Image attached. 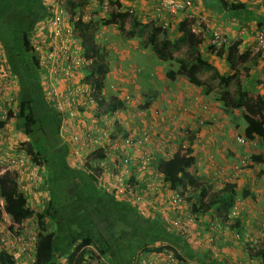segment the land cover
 <instances>
[{"label":"trees","instance_id":"16d2710c","mask_svg":"<svg viewBox=\"0 0 264 264\" xmlns=\"http://www.w3.org/2000/svg\"><path fill=\"white\" fill-rule=\"evenodd\" d=\"M60 1L71 13L83 10L89 2ZM217 1L222 10L232 13L245 7L237 0ZM40 7H43L42 0H0V46L8 72L6 78L10 81L12 78L18 86L15 111H9L6 117L13 118L15 129L25 137L23 148L31 161L45 166L48 171L46 182L43 183L47 201L39 212H33L27 205L24 193L18 188L15 174L5 170L0 173L3 212L14 224L35 216L38 225L35 264H57L60 256L64 257L67 264H83L86 256L95 254L103 256L104 261L101 264H139L134 254L142 245L145 252L162 251L161 246L150 247L146 244L148 241L145 234L152 229H156L148 235L152 243L158 240L160 242L164 235L168 236V244L171 242L179 246V238L175 239L164 233L166 228L160 220H155L158 222L157 226L155 222L143 220L144 217L132 204L118 201L111 193L99 188L94 176L96 169L93 170L88 165L76 168L67 164L66 157L70 153L69 138H62L61 132L65 133L67 129L72 133L77 131L70 124L65 125L66 129L60 128L65 116H61L50 98L61 97L62 94L58 93L56 96L50 88H47L49 91L44 88L46 86L39 75L42 68L37 63L39 57L37 60L32 53L33 44L29 41L35 30L37 32L42 28L40 21L45 16L36 13ZM121 9L119 0H107L106 15L102 18V23L116 25L120 35L124 37H138L146 45H153L158 60L162 62L167 60V55L178 58L183 65L184 76L191 85L203 86L199 76L201 73H208L206 83L220 87L217 97L223 114L234 121L233 118L240 113L245 122L240 130L243 138L247 141L258 138L260 144L264 145V103H258L255 95L243 91L242 73L236 59L240 38L231 43L222 41L218 47H214L206 38L191 30L190 24L193 20L188 17L178 21L180 35L173 38L169 37L168 25L162 21L144 23L136 14L130 15ZM98 25L99 21L93 20H76L72 23L78 42L77 48L69 47V52L72 55H81L85 58V64L82 63L83 66L77 67L76 71L72 68L68 70L71 69L72 74L81 71V83L90 87L98 113L106 116L122 109L125 104L118 98L106 99L102 92L109 68L107 50L94 42ZM159 37L161 39L157 41ZM203 42L211 53L225 61L222 64L228 66L226 74L202 56L200 46ZM180 53L182 55L179 57ZM165 74L168 79L175 77L172 69ZM66 79L63 77L60 81L65 83ZM150 101L151 98L144 100L141 109L147 107ZM232 124L239 127L237 121ZM2 126L3 121L0 120V128ZM120 132L125 130L110 132L105 139L114 140ZM190 145L189 142L184 151L178 149L167 157H156V170L169 188L185 199L191 212L205 216L204 227H208L209 220L216 219L223 223L231 220V227L237 228L239 218L230 219L228 213L237 199L235 186L225 182L216 188L208 178L192 170L195 158ZM252 158L253 161H258L255 156ZM242 196H245V192H242ZM89 202L93 207H87ZM1 212L0 210V214ZM115 220L122 224L116 231ZM260 238L261 240L250 246L248 254L255 256L257 263L264 264V230ZM211 261H203V264H212ZM0 264H12L11 257L3 250H0Z\"/></svg>","mask_w":264,"mask_h":264},{"label":"crops","instance_id":"0c3cea01","mask_svg":"<svg viewBox=\"0 0 264 264\" xmlns=\"http://www.w3.org/2000/svg\"><path fill=\"white\" fill-rule=\"evenodd\" d=\"M119 1L122 6L121 9L122 11H131L133 15L136 14V16L139 17L141 22L148 23L157 20L159 23L160 21H162L163 24H167L168 26H170V28H168V34L169 37H173V38H176L180 35V31L178 28V21L187 18L188 17L187 15L189 13L193 15L192 17H197L196 15L197 13L205 14L207 17V19L205 20L206 21L205 26L208 27L209 30L217 29L224 32L227 43H231L237 40V37H239L241 39L239 48L240 45L241 47L245 45L252 46L254 44V39L256 36L255 31L261 29L264 30V0H237L238 2L243 3L245 7L244 9H241L236 13L222 10L217 0H190L193 6L189 10L187 9L186 11L184 10L178 12L175 17L173 16L169 17V15L166 12H163L162 9H161L162 11L159 12V8H158L159 0H119ZM98 2L99 0L94 1V3H98ZM89 6L90 5L88 3L87 8ZM192 17H188V18H190L191 20L196 19ZM102 18L104 17L97 18L98 20H96L95 18L89 17L90 20L96 22L99 21V25L94 33V38H95L94 42L103 46L108 53L107 60H108L109 69L105 76V83H107L108 81L110 85L112 84L120 87L121 84H124V81L127 79V77L128 79L130 78L134 79L132 80L133 84H136V80L139 82L140 79H143L146 81V83H148L151 90L155 92V96L154 95L152 96L153 98H151V101L148 104V106L145 107L142 112L136 113L140 116V119L137 121H134L133 118H131L130 115L131 110L129 108V104H126L124 105V108L109 114L112 117L116 118V122L113 125V129L111 130V132L118 133V131L122 129L127 131L128 133L136 134L140 129L147 127L150 130L151 134L155 132L154 130L161 129L162 131L165 130L172 131L175 133L177 137V133L179 134L184 130H188L189 134L191 132L190 147L193 149V156L195 158V163L193 166L195 172L202 177L208 178L213 186L219 188L221 185H218V183L222 181L221 178L222 177L225 178V176L228 175V171H227L228 168L232 167L229 166L228 164L229 162H231V157L234 156L235 161L237 160L238 157H241L239 154L240 152L239 148H237V145L233 143L234 136L232 137L231 131L233 130L232 132L234 133L235 137L236 136L240 137L239 135H236L237 130L238 129L242 130L244 125L235 127L237 128V130L236 129L234 130L233 128L232 129L231 128L225 129V127L223 128L221 125H219L220 122L219 117L223 116V112L219 116H217L218 108L209 106L211 109L210 113L208 110V111H204V114L208 113V115L210 114L214 116L213 119L209 120L211 122L213 121L214 124L199 126V124L200 123L202 124V122L197 121V119L198 117L203 115V111L200 109V106L201 104H205V102L198 100L199 96L197 94L199 89L197 88V86L195 87L194 85L189 84L186 78L183 77V75L181 76L178 75L177 73H175L174 79H168L166 76H164L161 73V66H162L161 63L156 60L153 61V58L151 59V57L147 56L149 54V51L142 44L143 40L141 38L138 37L128 38L122 35L121 37L117 26L103 24ZM243 25H247V26H243ZM242 27L245 28L246 30L243 31ZM256 28L257 30H255ZM114 38L116 40L115 42L112 41V39ZM205 40L207 41V38ZM206 48H207L206 43L203 42V44L200 46V52L202 53V56L208 62H210L211 64H213L218 68L217 60L218 61H222V60L217 57V60L213 61L212 60L213 58L216 59V57H214V53H211L210 51L206 50ZM141 56H145V58L147 57L146 66H140L139 63H136L138 57ZM130 68L133 69V73L128 71L129 75L128 76L126 75L127 77H125V72H123V70ZM1 69L3 74H0V86L3 87V81L8 76V72L4 64H2ZM11 81L14 80L11 78ZM156 82L160 83L161 87L155 88V86L157 85ZM136 86L141 88V85H136ZM146 95H149L148 92ZM2 97L3 100L0 99V107L2 106V112H3L4 108L7 106V103L4 102L6 101L5 100L6 98L4 96ZM117 97L120 98L119 96ZM155 110L158 111V115L154 114ZM236 113L237 111L235 112V114ZM100 115L101 116L99 118L101 119L99 122L90 118L89 112H86L83 115L78 114L75 116L74 119L72 118L67 119L64 117L62 119V122L63 120L64 122L68 121V123H70L74 131H78L83 134L87 127L95 128L97 130V135H98V132L101 133L107 131V126L104 122V117L108 116V114L106 116L104 114H100ZM0 120L4 121L5 119L0 117ZM172 121L174 122L172 127L170 128L169 125L171 124ZM224 122H226L225 119ZM13 124H14L13 118H9L6 121V123L3 122V126L0 128V154L6 153L8 150H10V148H12V146L14 145L15 139L21 141L26 140L23 134H21L19 131L15 129ZM160 133L162 132L159 131V134ZM159 134H156V136H152L149 144L146 145L144 148L140 150L130 149V153L132 156L130 172L133 173L129 172V175L125 176V180L126 178L127 179L129 178V180L132 181L133 177L131 176V174H139L141 176L140 187L145 186V188L147 189L146 179H149L150 176L149 177L146 176L150 174V171L148 172L149 168L147 167H144L143 168L144 170L143 169L140 170L141 168L140 155L143 152L144 153L147 152V150L148 151L152 150L153 152L152 155L154 156L157 154L156 150L158 149L156 148L157 147L156 140ZM66 136L68 137L69 135ZM117 138H118V134H117ZM179 139L182 138L180 137ZM110 141L113 140L105 139L103 141L102 144L103 149H105L111 143ZM256 142H259L258 138H256ZM83 144H85V142H83ZM248 145H250V143H246L243 146H245L246 148ZM233 153H235V155H233ZM212 154H214V157H217V162H212L210 160ZM100 157L104 162L105 160H108V158L104 156V153H101ZM161 157H166L164 152H161ZM86 158H87V162H90L91 156L87 155ZM66 159H67V164L70 167H76V168L81 167L80 165H78V163H76L77 159L74 158V156L72 157L70 153L67 154ZM108 162L109 160L106 161L105 163L108 164ZM260 164L261 163H258L256 165L255 163H253L252 168L246 170V175H249L251 172H253L254 168L259 166ZM224 167H227V169L223 170ZM153 176L154 173L153 175H151V177L153 178ZM252 177H253L252 179L249 177L247 181L245 179L243 182V186L245 187L247 186V188H250L249 193L246 194V196H241L239 194L237 197L239 201H242L246 205L249 204L248 202H250L251 200H253L254 202V200L260 199L258 198V194L256 196V192L259 191L258 183L264 186V175L262 174L259 176L257 175L256 180H254L255 179L254 174L252 175ZM261 177H263V180L261 179ZM15 178H16L15 181H17L16 183H18L17 176H15ZM250 181L252 183V186L254 185L256 186L249 187ZM163 186L167 187L166 184L165 185L163 184ZM23 193L26 197L28 207H31L33 212H37L40 209H42V206H39L40 205L39 200H41V198L37 196V193L35 195L34 192L33 193L23 192ZM145 194L147 196L148 192L146 191ZM41 196H44L47 199V192L42 194ZM118 201H123V200H118ZM41 202L44 203L45 199H42ZM260 206L259 204L256 205L254 207L255 211L256 208H259ZM186 207L182 209L183 213L188 212ZM248 212L251 211L247 208L246 209L244 208V210L238 216L239 225L236 229L238 230L240 229V232H242V227L245 228L244 224L250 221L249 219L245 220V218H247ZM252 227L253 224L248 225L246 231L243 230L242 233L248 235V232L251 233L254 230V227L253 228ZM205 230L208 231V227H206ZM229 233L231 232H228L226 235L222 237L216 238L219 242V249L216 248V246H214V248L215 250L218 251V254L220 256L219 257L220 260H218L216 264L217 263L218 264H238V263L259 264L256 261V257L250 254H248L249 256L246 254L245 258L243 259L241 256L240 257L231 256L232 254H234V252L230 253V251H226L225 247L227 245H225V243L227 242L228 239L233 240ZM259 240H261V238H259ZM238 245L242 250L243 247L241 243L240 244L238 243ZM225 251L230 255L226 256V253L222 254V252ZM57 262H58L57 264H67L64 257L62 256L58 258ZM211 263L213 264V262Z\"/></svg>","mask_w":264,"mask_h":264},{"label":"built area","instance_id":"2783aa9c","mask_svg":"<svg viewBox=\"0 0 264 264\" xmlns=\"http://www.w3.org/2000/svg\"><path fill=\"white\" fill-rule=\"evenodd\" d=\"M60 1V0H57ZM61 2V1H60ZM62 3V2H61ZM104 6V12L106 11L107 0L102 1ZM192 7V2L190 0H159V8L163 12H166L169 17L173 16L177 11L189 10ZM188 17H192V14H188ZM191 30L196 32L197 35L207 38L206 32L202 28V24L205 25L206 18L202 16L192 17ZM76 20L88 21L89 16L86 13V9L76 10L71 13L68 9L64 8L62 4L56 3L48 11L46 17L40 21L42 28L44 29L43 34H46L44 39H40L33 43L35 49L40 51L41 56H39V63L43 70H45L49 65V74L54 72V67L61 68L63 71L64 78H68L72 73L71 69L76 70L77 67L83 66L85 64V58L81 55H72L69 52V47L74 46L77 48L78 39L75 38V33L72 28V23ZM41 32V30L39 31ZM219 31L212 30L208 35V42L214 47H218L222 42ZM256 49L264 53V33H256ZM2 64H4V57L2 52ZM0 58V60H1ZM65 58V59H64ZM70 58V59H69ZM70 62H67L68 60ZM45 62L46 64H44ZM67 65V66H65ZM2 67V66H1ZM0 74H3L2 69ZM69 76V77H68ZM264 76V74H263ZM80 84V85H79ZM68 89L63 91V95L58 97L57 93L54 92L56 98L52 99L54 107L61 113V116L65 118H74L76 116V111L79 107L83 105H93L95 104L94 98L91 95V89L88 85H84L80 82L76 86H70L67 84ZM109 88H113L111 84ZM0 95H5L6 97L9 93H4L3 87L0 86ZM130 95L124 94L119 98L125 105L129 101ZM11 99V98H8ZM54 99V100H53ZM95 106V105H94ZM13 110L12 112H14ZM155 115H158V111H154ZM106 126L109 128L105 132H98L92 127H87L83 137L79 136L78 133H72L70 130H65L69 132V148L70 155L77 159L78 165L81 167L84 165L91 166V169H96L94 176L96 179V184L102 190L109 192L115 199L126 201L132 204L138 211L140 209H145L146 207L149 211L156 216L166 230L170 232H175L178 235L186 236L191 240H198L197 234H195L192 229L188 226L194 221L196 217L195 214L188 212L184 213V206H187L185 199L177 194L175 191L169 188V186L164 182L160 173L156 170V157H161V152L167 156L173 154L176 150L181 149L184 151L189 146V138L186 136V131L182 132L181 138L176 137L175 133L169 130H165L160 133L158 139L156 140V155H152L153 152L148 151L143 152L140 155V164L142 170L144 167L149 166L154 173L155 181L167 186L168 194L160 199L151 198L154 193L155 183L152 184L151 188L145 186L140 187L141 176L139 174H131L133 180L130 181L129 178L125 180V176L129 175L131 166V153L130 149L140 150L149 144L151 136L149 134V129L147 127L140 129L136 134L125 132H120L121 134L111 143L103 149V141L106 136L113 129V125L116 122V118L110 116L104 119ZM66 124L64 120L60 128L66 129ZM237 140L244 143L243 138L237 137ZM85 142V144H83ZM15 148V149H14ZM13 152H10L11 157L7 156L5 161V168L0 170L10 171L17 176L19 180L25 178L30 183H41V176L38 174L39 165L34 164L31 160L27 161L25 155L26 152L22 149V146L15 145L10 148ZM85 153V154H84ZM104 153V156L108 158L109 162L106 164L101 159L100 155ZM91 156L90 162H87L86 156ZM28 156V155H27ZM85 156V157H83ZM9 157V158H8ZM244 160H241L243 162ZM249 162V159H248ZM19 168L17 169V167ZM241 164L233 165L232 170L234 172L240 171ZM27 168L26 174H21ZM133 173V172H130ZM154 181V182H155ZM38 184V185H39ZM18 185V184H17ZM140 187V189H139ZM18 188L24 192L25 190ZM166 188V187H165ZM148 195L146 196V191ZM151 191V192H150ZM151 194V195H150ZM261 198L264 199V190L261 193ZM142 203L146 205L143 206ZM189 205V204H188ZM146 206V207H145ZM0 250L8 253L11 257L12 264H35V247L38 233V225L35 216H31L23 220L19 224L11 223L9 217L3 212V200L0 198ZM261 215V222L259 224V235L257 238H252L249 246L254 245L262 237V232L264 230V208L259 210ZM230 218H235L239 214V200L237 199L229 210ZM180 214V215H179ZM225 223V222H224ZM223 222H219L216 219L208 221V231L211 234L209 237L203 240V245L205 249H208L210 256L216 260L219 259L218 251L212 248L211 244L214 241V237H219L227 234V229ZM12 227V229H10ZM230 236L232 239H237L240 236L238 229L230 230ZM253 236V235H252ZM250 248V247H249ZM164 252V251H163ZM147 253V252H146ZM167 260V259H166ZM172 260V259H171ZM139 264H161L160 259L154 256L150 259L148 256L141 257L138 259ZM251 261V260H250ZM193 264V262H190Z\"/></svg>","mask_w":264,"mask_h":264},{"label":"rangeland","instance_id":"374dc122","mask_svg":"<svg viewBox=\"0 0 264 264\" xmlns=\"http://www.w3.org/2000/svg\"><path fill=\"white\" fill-rule=\"evenodd\" d=\"M94 1L95 0H89L88 3L90 6L88 8H87V6L85 7L86 13L90 18H95V19L101 18L104 16V6L102 4V1H104V0H99L98 3H94ZM35 3H37V2H35ZM56 3L61 4V2L57 1V0H42V6L45 9L43 7H40L36 13L39 15L41 14L42 16H46L44 14V12L46 13L49 10H51V7ZM94 4H96V5H94ZM160 11H162V10H160V8H159V12ZM178 12H180V11L175 12L174 17L176 16V14ZM129 14L131 15V13H129ZM196 15L205 17L207 19L205 14L197 13ZM202 26H204L203 30L206 32L207 38H208V35H209L210 31H212V30H209L208 27H206L203 24H202ZM243 26H247V25H243ZM168 27L170 28V26H168ZM242 29H243V31L246 30L243 27H242ZM255 30H257V28ZM217 31H219V33H220L219 35H220L221 40L226 42V36L224 35V32H222L220 30H217ZM43 32H44L43 28H41V32H39V31L36 32V30H35L34 36L30 37L29 41L33 44L40 39H44L46 37V34L42 35ZM255 32L256 33H258V32L264 33V30L261 29V30L255 31ZM237 38H239V37H237ZM160 39L161 38L159 37V39L157 41H160ZM112 41L115 42L116 41L115 38L112 39ZM142 44H145V43H142ZM144 47H146V49L149 51V54L147 56L151 57V59L153 58V61L156 60V61H159L161 63V65H162L161 66V73L164 76H166L165 72L167 70L172 69L178 75H181V76L183 75V77H185L183 65L181 64V62L179 61L178 58H175L172 55H167V60L162 62V61L158 60L157 54L155 53L153 45H146L145 44ZM206 50H208V49L206 48ZM2 52H3V49L0 46V58L2 56ZM32 53L34 54V56L36 57L37 60H38V57L41 56L40 51H38V49H35L33 46H32ZM181 55H182V53L179 54V57ZM263 56H264V53H262V51H258L256 49V40L255 39H254V44L252 46L245 45V46L241 47V45H240V48L238 46V53H237L236 59H237V66L242 73L243 91L247 92V93H252L253 95H255L256 101L260 104L264 103V76H263V74H264V60H262V59H264ZM214 57H216L215 54H214ZM69 59L66 61L70 62ZM212 60L216 61L217 57H216V59L213 58ZM146 61H147V57L145 58V56H141V57H138V59L136 60V63H139L140 66H146L147 65ZM222 62L224 63L225 61L224 60H222V61L217 60V66H218L220 71L224 70L223 74H226L225 71H228V66L226 64L223 65ZM2 63L3 62H2V58H1V60H0V72H1ZM37 63H39V60ZM43 63L46 64L45 62H43ZM39 65H40V63H39ZM50 66H52V65L48 64L47 68L45 70L42 69V71H40V73H39L40 80H43L44 81L43 84L46 86V87H44L45 89L50 88L52 92H56L57 94L60 93L63 95V91H66L68 89V86H67L68 83L70 86L73 87V86H76L78 82H80L81 75H82L81 71L77 72V74L71 73L70 74L71 76L70 77L68 76L69 77L68 80L65 81V83H64L63 81H60L64 77L63 71L61 70V68L53 66L54 72L52 74H49L48 72H49ZM128 71L133 73V69H131V68L123 70V72H125V77H127L129 75ZM199 78L202 80L204 85L197 87L199 89L198 94H197L199 96V98H198V96H197V98L199 101L205 102L206 105L201 104L200 109L203 111V115L198 117L197 121L202 122V124L200 123L199 126L208 125V124L211 125V124H214V122L213 121L211 122L209 120L213 119L214 116H212L210 114L208 115V113L207 114L205 113L206 114L205 115L204 111L209 110V113H210V110H211L210 107H217L218 108L217 116H219L222 113L221 103L217 97V95L220 91V87L218 88L216 85H213V84L210 85V84L206 83L207 79L209 78L208 73H204V74L201 73ZM132 80H134V79H131V78L128 79V77H127V79L124 81V84H121L120 87L114 85V87L112 89L111 88L110 89L107 88L106 90L104 89L105 91H103L104 92L103 94L105 95L106 99L117 98V96H119L121 98L124 94H129L130 98L126 104H129V108L131 110L130 111L131 118H133L134 121H137L140 119V116L136 113L143 111V109H141V107L143 106L144 100H146L147 98H153L152 96L153 95L155 96V92L151 90L150 86L148 85V83H146L145 80L140 79L139 82L136 80V84H133ZM144 81H145V83H144ZM60 82H61V84H60ZM156 83H157V85L155 86V88L161 87L160 83H158V82H156ZM106 84H108V81ZM136 85H141V88L136 86ZM3 89H4V93H9V95L7 97L5 95H2L6 98L5 99L6 101H4V102L7 103V106L4 108L3 112H2V106L0 107V110H1L0 111V117L5 119L3 122L6 123V121L9 119L6 117L7 116L6 114L9 111L12 112L16 108L15 106L17 104L18 86L15 85V81H10V80H7V78H5V80L3 81ZM202 89H204L206 92H203ZM228 89H230V86L228 87ZM147 92L149 95H146ZM2 96H0L1 100H3ZM44 96H46V98H48V95L46 93H44ZM8 98H11V99H8ZM207 104H209V105H207ZM179 110H181V109H179ZM182 111H183V109H182ZM86 112H89L90 118L96 120L97 122L100 121L101 118H99V117L101 115H100V113H98V107H97L96 102L93 105H83V106L79 107L78 110L76 111V115H78V114L83 115ZM237 112H239V110ZM110 116L111 115L108 114V116L104 117V119L107 117H110ZM225 116H226V118H225ZM74 118H72V119H74ZM67 119H68V117H67ZM224 119L226 122H224ZM233 119H234V121L231 120L228 115L223 114L222 117H219V120H220L219 125H221L223 128L225 127V129H229V128L232 129L233 128L234 130L235 129L237 130V128H235L232 125V122L237 121L239 126H242L245 124V122H243V119H242L240 113H237L236 117ZM173 122L174 121H172L171 124L169 125L170 128L172 127ZM64 123L67 125L70 124V123H68V121H66ZM108 129L109 128L107 127V130ZM154 131L155 132H153V134H151V132L149 130V134L151 137L156 136V134H159V131L163 132L161 129L160 130L156 129ZM184 131L187 132L186 136H187V138H189V136H191V132L189 134L188 130H184ZM232 131H231V135H232V137L234 136L233 137V143L237 145V148H239V151H240L239 154L241 157H238L237 160L235 161L234 156H232L231 162H229L228 164H229V166L241 164L240 171L234 172L235 170L233 171L231 167L228 168V170H227L228 175H226L225 178L222 177L221 178L222 181L219 182L218 185H222L225 182L231 183L236 188L237 197L239 194L242 196V192H245V196H246V194L249 193L250 188H247V186L246 187L243 186L244 180L246 179V181H247L249 177L252 179L253 174L255 176L254 180H256L257 175L258 176L261 174L264 175V145H261L260 142H255V143H250V145H248L245 148V146H243L244 144L240 143L239 141H237V139H235L236 137ZM61 133H62L61 134L62 138H65V136L68 135L67 132L63 133V131H62ZM77 133L79 134V136L82 139L83 133H80L78 131H77ZM181 135H182V132H180L179 134L177 133V137L180 138ZM236 135L242 136V133L239 129L237 130ZM158 137H157V139H158ZM68 138H69V136H68ZM24 142H25V140L21 141V140L15 139L14 145L12 146V148L15 145H20V146H22V149L24 150V148H23ZM10 152H13V151L10 149L6 153L0 154V170H2V168H5V165H6L5 161L7 160V156L10 155L9 154ZM233 155H235V153H233ZM25 156H26V158H28L27 161L31 160L29 156H27V155H25ZM253 156H255V158L258 159V161H253L252 160ZM9 157H11V155ZM248 159H249V162H248ZM210 160L212 162H217V157H214V154H212ZM241 160H244V161L241 162ZM250 163H252V164L255 163L256 165L258 163H261V164L259 166L255 167L254 170L250 169V170H253V172H251L249 175H246V170H248L249 168H252V164H250ZM146 167L149 168L148 172L150 171V174L146 176V177L150 176L149 179H146L147 180L146 181L147 187L149 186V188H150V186H152V184L155 183V187L153 189L154 193H152L153 195H151L152 196L151 198L160 199V198L165 197L168 194L167 188H165L164 186H161L160 183L156 182L155 181L156 179H154V176H153V178L151 177V175H153L152 169L149 166H146ZM18 168H19V166L17 167V169ZM226 169H227V167L223 168V170H226ZM192 170H195L194 167H192ZM256 171H257V173H256ZM151 172H152V174H151ZM26 173H27V168L21 174H26ZM47 173H48V171L45 168V166L39 167L38 174H39V176H41V180H43V183L46 182ZM261 179L263 180V177H261ZM15 180H16V178H15ZM17 184H19L18 186L22 190L23 189L25 190L24 191L25 193L26 192H32V193L34 192V195L37 193V196L39 198H41V200H39L40 201L39 206L43 207V204L47 201V199L44 196H41L42 194L46 193V189L43 188V184L41 185V183L40 184L38 183L39 184L38 185L37 183H30L25 178H23L22 180L18 179ZM254 186H256V185H254ZM254 186H252V183L250 181L249 187H254ZM258 186H259L258 187L259 191L256 192V196L258 194V198H260V199H256V200H254V202H253V200H251L250 201L251 203L248 202L249 204H247V205L245 203H243L242 201H239V214L244 210V208L245 209L247 208L251 211V212L247 213V218H245V220L249 219L250 221L248 223L244 224L245 228L242 227V232H243V230L246 231V229L248 228V225H250V224H253V227H254L253 231L254 232L253 231L251 233L248 232V235H247V234H244V233L239 231V233H240L239 238H237V239L234 238L233 240L228 239L229 241L227 240V242H229V243H227V242L225 243V245H227L225 248H226V251H230V253L234 252V254H232L231 256H235V257L241 256L244 259L246 254L248 255V251H249V247H250L249 243L251 242V239L253 237L257 238L258 236H260L259 235V224L261 222L260 221L261 215H260L259 210L264 208V199H262L260 195H261L262 191L264 190V186L262 184H259V183H258ZM99 191H100V189H99ZM42 199H45L44 203L41 202ZM142 204H143V206L146 205L145 203H142ZM258 204H259V206L260 205L261 206L259 208H256V211H255L254 207ZM89 206L93 207L92 205H90V202L87 204V207H89ZM186 209L191 212V210L189 209L188 206L186 207ZM253 209H254V211H253ZM39 211H37V212H39ZM181 211H182V209H181ZM139 212L144 217L143 220L155 222V225L157 226L158 222L155 221V220H157L156 216H154L149 211V209L147 207L145 209H140ZM252 212H254V213H252ZM191 213L195 214L194 212H191ZM239 214H238V216H239ZM183 215H184V213H182V215H180V216H183ZM195 216L196 217L194 218V221L191 222L190 224H188V226L192 229V231L195 234H197L198 240H191V239L187 238L186 236H181V235L176 234L175 232H170L168 230H165L164 233L172 235V237L175 239L179 238L180 245L177 246L175 243H171V242H169V244H168L167 240H166L168 238V236H164V235L162 236L160 242L158 240L157 242L155 241L152 243L150 241V239H148V235L153 233V230H156V229H152L150 233L147 232L145 234V236L147 235V241H148V242H146V244H149L150 247L156 246V245L161 246L162 251H159V252H155V251L147 252L146 251L147 252L146 253L144 250L145 249L144 245H142L141 248L135 252V254H134L135 258L138 260L143 256L145 257V255H146V257L148 256L150 259H152L154 256H156V257H158V259H160L161 264H190V262H193V264H203V261H206V260H210V261L213 260L214 262H218V260H220V259L215 261L216 259H213L211 256H209L210 252H208V249H205V246L203 245V240L211 235L209 233V231L205 230L206 227H204V225H203L205 223L202 220L205 216L198 215V214H195ZM238 216H236V217H238ZM230 219H233V218H230ZM115 222H116V226H115L114 230L116 231V229H119L122 224L120 222H117L116 220H115ZM244 222H246V221H244ZM224 226L227 229V233L230 232V230H234V228L232 229V227H231V220H227V222L224 223ZM114 235H115V233H114ZM219 237H222V236H219ZM219 237H214L215 239L211 244L212 248H214V246H216V248L219 249V242L216 239ZM250 237H251V239H250ZM238 243L239 244L241 243V245L243 247L242 250L240 249V246L238 245ZM237 247H239V248H237ZM226 251L222 252V254L226 253ZM188 255H191V256H188ZM228 255H230V254L226 253V256H228ZM103 261H104L103 256H101L99 254H95L94 256H90V255L86 256L85 262L83 264H101L100 262H103ZM238 264H240V263H238Z\"/></svg>","mask_w":264,"mask_h":264},{"label":"clouds","instance_id":"9594fccd","mask_svg":"<svg viewBox=\"0 0 264 264\" xmlns=\"http://www.w3.org/2000/svg\"><path fill=\"white\" fill-rule=\"evenodd\" d=\"M123 12H125V11H123ZM127 13H131V11H126ZM48 14V12H46V14L45 15H47ZM105 15H106V11L104 12V16L103 17H105ZM131 15H133V13H131ZM46 17V16H45ZM81 70H83V68L81 69ZM42 81V83H44V81L43 80H41ZM80 81H81V79H80ZM109 86H110V84L108 83V84H106L105 83V88H103V90L104 89H107V88H109ZM113 87H114V85H113ZM110 89V88H109ZM103 90H102V92H103ZM118 98V97H117ZM119 99V98H118ZM120 100V99H119ZM124 108V107H123ZM237 137L238 136H236V139H237ZM239 138H243V136H241L240 135V137ZM244 139V138H243ZM238 141V140H237ZM256 142V138H254V139H252V140H245L244 139V143H242V144H246V143H255ZM241 143V142H240ZM250 164H252V163H250ZM118 200V199H117ZM237 200V199H236ZM236 229V228H235ZM220 257V256H219ZM214 259V258H213ZM215 261H217V260H215Z\"/></svg>","mask_w":264,"mask_h":264}]
</instances>
